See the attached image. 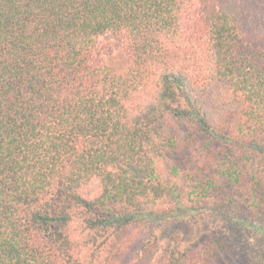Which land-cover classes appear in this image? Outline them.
<instances>
[{
	"label": "trees",
	"instance_id": "trees-1",
	"mask_svg": "<svg viewBox=\"0 0 264 264\" xmlns=\"http://www.w3.org/2000/svg\"><path fill=\"white\" fill-rule=\"evenodd\" d=\"M140 238L148 264H264V0H0V264Z\"/></svg>",
	"mask_w": 264,
	"mask_h": 264
},
{
	"label": "rangeland",
	"instance_id": "rangeland-1",
	"mask_svg": "<svg viewBox=\"0 0 264 264\" xmlns=\"http://www.w3.org/2000/svg\"><path fill=\"white\" fill-rule=\"evenodd\" d=\"M97 44L102 60L115 71L124 70L130 63L126 40H118L111 33H105L98 37ZM142 239L129 246L128 251L121 257L120 264H148L146 260L139 257L137 252Z\"/></svg>",
	"mask_w": 264,
	"mask_h": 264
}]
</instances>
